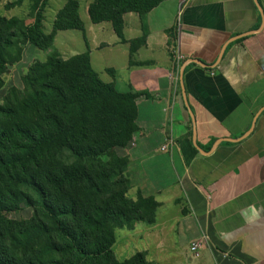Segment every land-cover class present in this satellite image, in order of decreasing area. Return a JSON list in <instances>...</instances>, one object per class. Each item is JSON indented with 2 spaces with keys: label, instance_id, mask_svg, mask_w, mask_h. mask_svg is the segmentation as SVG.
Returning a JSON list of instances; mask_svg holds the SVG:
<instances>
[{
  "label": "crops",
  "instance_id": "0c3cea01",
  "mask_svg": "<svg viewBox=\"0 0 264 264\" xmlns=\"http://www.w3.org/2000/svg\"><path fill=\"white\" fill-rule=\"evenodd\" d=\"M92 25L94 71L92 49L108 51L119 64L105 82L148 94L115 148L129 197L157 204L151 224L125 228L138 251L155 264H264V0H161L123 15L125 42Z\"/></svg>",
  "mask_w": 264,
  "mask_h": 264
},
{
  "label": "trees",
  "instance_id": "16d2710c",
  "mask_svg": "<svg viewBox=\"0 0 264 264\" xmlns=\"http://www.w3.org/2000/svg\"><path fill=\"white\" fill-rule=\"evenodd\" d=\"M23 1L30 21L0 13V90L7 65L22 58L17 33L50 51L28 66L21 88L9 86L0 100V264H155L144 251L122 260L114 254L115 229L151 224L157 204L140 193L128 196V158L108 149L128 146L136 101L148 94L118 91L94 71L78 0H65L48 33L49 0L10 5ZM160 1L91 0L87 14L94 24L109 22L125 42L123 15H142ZM60 30L81 31L86 50L62 58L53 47ZM143 40L129 41L130 58ZM22 204L31 215L10 217Z\"/></svg>",
  "mask_w": 264,
  "mask_h": 264
},
{
  "label": "rangeland",
  "instance_id": "374dc122",
  "mask_svg": "<svg viewBox=\"0 0 264 264\" xmlns=\"http://www.w3.org/2000/svg\"><path fill=\"white\" fill-rule=\"evenodd\" d=\"M13 0H0V13L6 17L18 16L27 22L30 21L29 15V2L23 1L19 5H10ZM90 0H78L79 2V15L84 22L86 37L88 31L91 29L92 23L87 15L86 6ZM65 0H49L44 10V30L46 33L50 32L52 28V22L54 20L56 12L63 6ZM16 41L22 47V58L16 64H8L6 72L1 76L3 81V87L0 90V100L5 94L7 88L11 85H15L18 88L22 87L21 77L27 70L28 66L36 60H44L50 50H38L19 34H16ZM88 42V37H87ZM53 47L59 52L62 58H68L74 54L81 53L86 50L85 42L82 36V32L79 30H60L56 33ZM88 42V49H89ZM114 52V51H112ZM93 67L98 72V75L103 81L110 79V74L105 69L106 63L110 61H116L115 54H109L108 51H91ZM117 62V61H116ZM119 64V62H117ZM110 153L115 151V147L111 144L108 147ZM106 158V155L103 156ZM128 196H131L128 194ZM31 215V208L22 204L20 208L10 214V217L20 219L27 218ZM143 223V222H142ZM116 241L113 246L114 254L118 260L129 257L134 252L138 251L139 241L135 234H131L125 228H116Z\"/></svg>",
  "mask_w": 264,
  "mask_h": 264
},
{
  "label": "built area",
  "instance_id": "2783aa9c",
  "mask_svg": "<svg viewBox=\"0 0 264 264\" xmlns=\"http://www.w3.org/2000/svg\"><path fill=\"white\" fill-rule=\"evenodd\" d=\"M176 59H179L178 54L176 55ZM168 144H169V141H168L164 146H162L161 149H162V150H167V148H168ZM200 245H201V242H199V241L193 243V244L191 245V247H190L191 251H193V252H197V250L199 249Z\"/></svg>",
  "mask_w": 264,
  "mask_h": 264
}]
</instances>
